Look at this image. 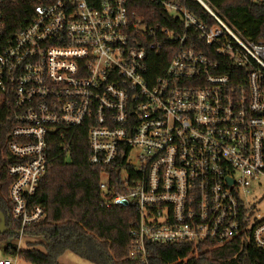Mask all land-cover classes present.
Returning a JSON list of instances; mask_svg holds the SVG:
<instances>
[{
	"label": "built area",
	"instance_id": "1",
	"mask_svg": "<svg viewBox=\"0 0 264 264\" xmlns=\"http://www.w3.org/2000/svg\"><path fill=\"white\" fill-rule=\"evenodd\" d=\"M148 1L182 32L131 22L126 0H0V109L15 160L7 199L18 247L44 217L31 197L52 138L68 157L83 128L89 163L119 169L118 185L100 173L102 204L138 212L129 260L143 264L148 243L264 251V43L243 38L205 0L194 1L211 24L175 0ZM166 41L173 51L153 81L148 54Z\"/></svg>",
	"mask_w": 264,
	"mask_h": 264
},
{
	"label": "trees",
	"instance_id": "2",
	"mask_svg": "<svg viewBox=\"0 0 264 264\" xmlns=\"http://www.w3.org/2000/svg\"><path fill=\"white\" fill-rule=\"evenodd\" d=\"M198 19L211 24L206 11L194 0H175ZM208 7L243 38L264 43V0H205ZM131 22L141 20L148 26L156 25L173 32H182L172 24L161 6L148 0H126ZM173 43L166 41L159 52L148 54L147 72L153 81L168 64ZM10 124L5 111L0 109V214L3 230L0 242L5 256L19 258L27 264H59L66 252L90 264H142L128 259L131 239L129 231L138 224L139 215L133 207L102 204L99 189L100 173H109L110 186L120 184L116 164L107 167L90 164V149L86 129L73 133L68 157L61 152L60 141L52 138L46 171L40 179L31 204L44 210V217L24 231L28 238L44 240V251L26 243L19 248L11 241L18 237L19 223L12 219L7 199L10 178L7 170L15 162L7 151ZM143 264H264V251L252 243L232 242L222 247L209 243L146 244Z\"/></svg>",
	"mask_w": 264,
	"mask_h": 264
},
{
	"label": "rangeland",
	"instance_id": "3",
	"mask_svg": "<svg viewBox=\"0 0 264 264\" xmlns=\"http://www.w3.org/2000/svg\"><path fill=\"white\" fill-rule=\"evenodd\" d=\"M264 209V205H260V210L261 212H263ZM3 230V222H2V216L0 214V232ZM6 241H2L0 242V259H12V257H8L5 256L3 253V246L5 244ZM14 242V241H11ZM26 243H32L34 244L35 248L39 251H44V247L43 244L45 243L44 240L40 239V238H24V240L21 241L20 243V247L19 248H24V246L26 245ZM59 264H90L80 258H78L77 256L71 254L70 252H66L64 253L59 259H58ZM14 264H27L24 261H22L19 258H16V261Z\"/></svg>",
	"mask_w": 264,
	"mask_h": 264
}]
</instances>
